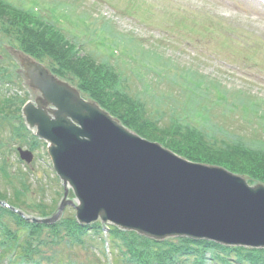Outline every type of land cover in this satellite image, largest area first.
<instances>
[{"label": "rangeland", "instance_id": "374dc122", "mask_svg": "<svg viewBox=\"0 0 264 264\" xmlns=\"http://www.w3.org/2000/svg\"><path fill=\"white\" fill-rule=\"evenodd\" d=\"M8 1L36 9L34 13L56 29L75 37L76 45H82V54L109 63L129 93L138 94L146 104L151 117L157 118L155 111L160 107L167 112L162 119L166 123L173 107L175 116L186 118L217 139L237 136L244 142L264 144V8L257 0ZM0 45V68L13 74L11 83L0 84V98L8 93L36 104L40 94L30 87L24 70L35 61L9 50L4 43ZM111 51L115 58L109 56ZM183 80L191 83L185 85L188 82ZM194 87L202 88L199 94ZM49 109L46 105L45 110ZM17 124L16 120L0 121V169L8 175L5 180L0 173V194L8 198L0 203H7L25 217L37 218L13 206L20 178L29 188L23 208L39 203L54 211L64 188L52 170L44 142L34 145L29 165L19 163L15 149L28 148L26 142L18 146V135L12 130ZM32 134L30 130L24 135L29 143ZM66 190L65 200L76 204ZM72 214L66 207L60 220ZM96 254L97 249L77 247L75 251L81 261L112 264L106 243L105 259Z\"/></svg>", "mask_w": 264, "mask_h": 264}, {"label": "water", "instance_id": "95a60500", "mask_svg": "<svg viewBox=\"0 0 264 264\" xmlns=\"http://www.w3.org/2000/svg\"><path fill=\"white\" fill-rule=\"evenodd\" d=\"M45 105L27 103L22 114L49 143L52 169L75 205L63 199L49 219L72 206L79 224L100 221L153 240L187 238L264 249V186L224 169L188 162L130 132L40 64L25 66ZM22 161L31 154L19 150Z\"/></svg>", "mask_w": 264, "mask_h": 264}, {"label": "trees", "instance_id": "16d2710c", "mask_svg": "<svg viewBox=\"0 0 264 264\" xmlns=\"http://www.w3.org/2000/svg\"><path fill=\"white\" fill-rule=\"evenodd\" d=\"M74 39L32 10L0 0V44L4 43L9 50L42 64L56 78L74 87L83 99L96 104L139 137L158 143L187 161L223 168L244 178L249 185L264 186V144L229 136L217 139L186 123V118L175 116L173 107L166 123L162 119L167 112L160 107L155 111L157 118L151 117L146 104L138 94L129 93L113 67L82 54L81 45H76ZM12 77L10 69L0 68V84L11 83ZM194 89L199 94L202 88ZM26 101L24 96H8V93L0 98V121L18 122L12 130L18 135L19 145L26 142L20 118ZM164 103H168L167 100ZM8 128L11 130L9 125ZM0 173L5 180L8 179L3 169ZM17 189L12 197L14 205L10 204L21 212L20 208L38 218H47L54 213L55 209L52 211L48 205L39 203L23 208V199L29 192L23 178H20ZM4 196L0 194V199L6 202L8 198ZM103 228L99 222L80 226L73 214L52 226L32 224L0 207V264H93L75 257L76 248L97 249L105 259L102 254L105 243L112 264H264V250L225 247L186 238L156 242L113 226H106V237H102ZM96 264L106 262L98 260Z\"/></svg>", "mask_w": 264, "mask_h": 264}, {"label": "bare ground", "instance_id": "6f19581e", "mask_svg": "<svg viewBox=\"0 0 264 264\" xmlns=\"http://www.w3.org/2000/svg\"><path fill=\"white\" fill-rule=\"evenodd\" d=\"M33 134L36 135V132H33ZM35 137H36L35 141L39 140V138H38L37 136H35ZM40 139H41V138H40ZM37 142H38V141H37Z\"/></svg>", "mask_w": 264, "mask_h": 264}]
</instances>
